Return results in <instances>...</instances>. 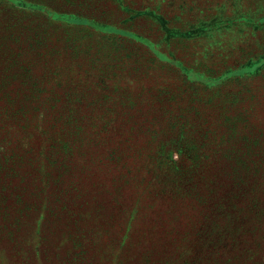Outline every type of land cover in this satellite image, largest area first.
Instances as JSON below:
<instances>
[{
    "label": "trees",
    "instance_id": "1",
    "mask_svg": "<svg viewBox=\"0 0 264 264\" xmlns=\"http://www.w3.org/2000/svg\"><path fill=\"white\" fill-rule=\"evenodd\" d=\"M97 1L68 0L80 9L59 12L0 0L67 29L57 49L34 39L5 52L0 67V264H264L242 238L248 229L224 240L257 219L251 230L264 233V139L241 128L256 104L249 79L263 73L264 47L226 68L181 66V83L149 88L124 76L176 61L147 44L145 60L131 61L126 43L149 36L96 12ZM246 1H194L195 18L167 28L158 2L103 7L150 18L159 44L221 49L229 38L233 53L238 38L264 32V0ZM197 55L212 56L205 46ZM68 60L75 66L64 67ZM39 62L46 74H35ZM226 77L243 80L223 90Z\"/></svg>",
    "mask_w": 264,
    "mask_h": 264
},
{
    "label": "rangeland",
    "instance_id": "2",
    "mask_svg": "<svg viewBox=\"0 0 264 264\" xmlns=\"http://www.w3.org/2000/svg\"><path fill=\"white\" fill-rule=\"evenodd\" d=\"M40 3H43L47 9L59 11V12H69L73 9H80L77 6V3L67 2L68 0H37ZM128 4V8H137V7H144L148 5H152L153 3H159L158 10L164 14L166 21L164 22V28L167 26L174 24L176 21L183 22L184 24L189 23L190 20L195 18L197 15L193 9L194 1H197L199 7L206 8L208 2H214L215 0H185L186 5H180L181 0H126ZM246 1V0H245ZM152 3V4H151ZM247 1L244 2L246 5ZM108 5V0H98L95 3L96 12L103 11L102 16L109 15V18L112 20H116L117 18H125L127 24H119L118 26H124L125 28H129L128 25L131 27L132 31L136 33L143 32L145 35H148L150 41L145 38H137V41L126 43L128 46L127 51L129 52L130 58L135 60L139 56L141 57L140 60L144 61L145 58H142V55L145 54L143 51L145 50V46L143 44L149 45L153 49H159L160 54L163 55L162 59L165 60L164 53L169 57L173 62L176 61L177 64H169L170 68L167 69L166 67H162L150 71H144L140 73H132V76H124L125 78L136 77L137 83L148 84L149 88L154 84V81H164L168 80L173 84L181 83L180 71L181 66L185 67V65H195L197 63V67L200 70L204 69L206 65L209 68H216L218 65L221 67H230L234 65L241 64L245 61L249 54H256L262 51L264 47V32L257 34L256 36H252L247 39H239L234 45H237V49L231 53L230 47L233 43V39L229 40V38H224V45H222L221 49H218L217 46L214 47V42L209 41H198V40H181L176 39L170 42L168 45L159 44L153 40H158L162 36V32L160 29H157V25L154 24L150 18H146L145 16L141 15L138 17H134L129 15L126 10L120 9L119 7H114L113 4L107 7L109 9V13L107 9L103 6ZM81 7H83L81 5ZM188 7V8H187ZM170 20V21H168ZM59 22L56 23H49L43 14H35L32 11H28L26 9H20L16 7L8 6L7 4L0 3V67L4 65V59L6 58L5 52L10 53V49H29L30 46L33 45L34 39L42 41L43 45L53 46V49H57L59 47V43H61V39L63 35H65V30L63 29V25H58ZM64 24V23H60ZM120 26V27H121ZM238 30V29H237ZM171 31V29H169ZM20 33V35H18ZM220 44V43H219ZM42 45V44H41ZM202 46H205L211 52V59L202 60V55L195 54L200 51ZM163 50H161L160 48ZM224 49L225 57L221 59H217V55L219 51ZM142 54V55H141ZM233 54V55H231ZM58 55H63V50H60L59 53L55 54V58ZM144 57V56H143ZM43 59V58H41ZM45 59V57H44ZM49 59V60H47ZM52 56H46V66L51 65ZM43 61V60H41ZM201 61V62H199ZM199 62V63H198ZM72 61L68 60L66 63H63L64 67H69ZM216 63V64H215ZM162 66L164 65L162 62L159 63ZM201 65V66H200ZM39 67L35 69V74L39 75L41 72L46 74L48 69L42 70L44 66L43 62H39ZM70 70V69H69ZM68 70V73L72 71ZM168 73H167V72ZM67 72V71H66ZM154 72V74H150ZM75 77L79 74L75 73ZM122 77V78H124ZM69 78H64L61 83L68 84L70 81ZM73 80V79H72ZM77 80V79H75ZM243 79L235 80L233 77H226L225 78V86L222 87L223 90L230 89V86L234 85L233 83H228V81H235V83L241 81ZM77 82V81H73ZM82 82V81H81ZM112 83L114 80L111 81ZM249 82L252 83L254 93L256 94V98L254 101L256 102L254 106V111L251 116L247 119L246 116L244 120H242V130L249 131L251 135H258L261 140L264 139V70L263 73L260 75L255 76L253 79H249ZM80 82H78L79 84ZM136 83V84H137ZM231 87V89L233 88ZM238 86L235 87L237 89ZM248 104V103H245ZM239 105L243 106L242 103ZM252 126L251 131L248 130L249 126ZM250 135V136H251ZM172 146H175L173 144ZM176 156V155H175ZM260 188V187H259ZM261 189V188H260ZM261 195V194H260ZM260 227L259 219L255 220L254 222H248L245 227L236 228L235 231L228 233L224 240L227 239H238L240 233L246 231L247 233L242 234V238L244 239L245 243H251V247L254 252V261L255 263L260 261L264 258V233H257L255 230H251V227ZM249 227V228H247ZM262 261V260H261ZM263 263V262H261Z\"/></svg>",
    "mask_w": 264,
    "mask_h": 264
}]
</instances>
